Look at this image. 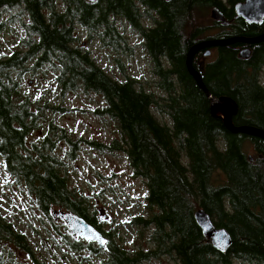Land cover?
Returning <instances> with one entry per match:
<instances>
[{
	"label": "trees",
	"instance_id": "trees-1",
	"mask_svg": "<svg viewBox=\"0 0 264 264\" xmlns=\"http://www.w3.org/2000/svg\"><path fill=\"white\" fill-rule=\"evenodd\" d=\"M239 1L243 0H63L59 8V0H0V33L7 24L5 9L22 7L29 17L22 20L25 36L20 44L24 50L0 55V156L8 172L51 221L50 233L60 236V242L72 251L100 250L95 242L64 234L54 221L56 207L82 216L107 238L103 264H142L162 256L176 259L178 264H234L236 259L264 264V139L234 133L221 117H215L211 99L187 66L195 44L208 39H241L213 47L215 55L206 61L202 78L214 97L235 101V127L264 131V84L259 78L264 69V41H244L263 35L264 22L251 24L236 18L234 6ZM214 7L229 24L214 20L218 31L208 34L213 25H201L200 18ZM120 18L142 37L164 96L139 84L121 62L126 78L114 79L79 45L76 25L105 46L131 51L119 29ZM144 20L152 24L148 26ZM243 48L251 49L248 59L239 55ZM202 54L199 51L194 56V67ZM28 62H34L31 68ZM44 66L57 72L64 93L84 90L105 99L106 105L95 111L116 123L119 137L110 145L86 142L100 150L126 153L135 176L144 180L148 217L135 221L153 227L151 248L130 252L120 246L103 229L96 212L89 211L84 195L71 186L58 142L69 145L67 156L73 160L84 139H74L68 130L48 120L44 111L45 107L61 112L65 108L41 106L19 88L23 72ZM153 107L169 122L159 121ZM44 126L46 130L35 135ZM250 145L254 156L247 153ZM199 209L231 234L233 243L227 252L216 249L204 235L195 218ZM0 243L31 251L25 232L3 218ZM37 263L44 264L40 259Z\"/></svg>",
	"mask_w": 264,
	"mask_h": 264
},
{
	"label": "rangeland",
	"instance_id": "rangeland-1",
	"mask_svg": "<svg viewBox=\"0 0 264 264\" xmlns=\"http://www.w3.org/2000/svg\"><path fill=\"white\" fill-rule=\"evenodd\" d=\"M62 2L63 0H59V8L63 7ZM4 15L7 24L5 30L0 33V55L9 56L16 50H24V45L20 44L25 36L22 20L28 21L29 17L22 7L7 8ZM212 21H214L212 9L200 18V24L205 27L212 26ZM117 22L132 48L131 51L119 52L113 47L105 46L100 39L89 37L83 27L76 25V31L81 36L79 45L89 50L98 65L114 79L121 81L126 78L119 64L121 62L128 74L139 84L144 85L150 92L164 96V92L157 86L160 78L154 72L150 58L145 53L142 37L123 19H117ZM144 23L148 26L152 24L150 20H144ZM209 29L208 34H215L218 31L214 25ZM214 55L215 52L205 57L206 61L211 60ZM33 63L28 62L27 67L31 68ZM56 74L52 66H44L35 71L27 69L19 77L18 82L21 92L29 94L41 106L47 104L65 108V111L61 112L45 107L44 111L48 120H53L54 124L68 130L74 139L85 140L79 142L81 147L76 159L73 160L67 156L69 145L64 141L58 142L61 158L66 160L65 166L71 186L84 195L83 199L90 206L89 211L96 212L103 229L111 232L113 239L120 246L130 252L140 248L144 250L151 248L153 227H145L135 221L138 217H148V189L144 180L135 176L126 153L100 150L86 142L96 140L110 145L113 139L119 137L116 123L110 117L99 115L95 111L106 105L105 99L100 94L84 90L64 93L57 83ZM259 78L264 84V69L261 70ZM153 113L159 121L169 122V118L155 107ZM44 130L45 126L37 130L35 135L41 134ZM248 148L247 153L254 156L253 146L250 145ZM56 208L54 209L59 210ZM0 218L12 223L17 231L25 232L35 256L44 264H103L106 254L96 243L100 250L98 253H91L88 250L76 253L60 242V236L50 233L51 221L38 209L26 189L8 172L1 156ZM54 221L64 234L70 236L69 227L62 219ZM52 235L56 237L57 243ZM59 244L61 245L58 246ZM83 257L87 258L82 259ZM0 264L38 263L27 251L13 243L4 245L0 243ZM142 264L178 263L176 259L162 256ZM234 264L249 263L236 259Z\"/></svg>",
	"mask_w": 264,
	"mask_h": 264
},
{
	"label": "water",
	"instance_id": "water-1",
	"mask_svg": "<svg viewBox=\"0 0 264 264\" xmlns=\"http://www.w3.org/2000/svg\"><path fill=\"white\" fill-rule=\"evenodd\" d=\"M94 2L95 0H89ZM237 17L245 19L248 23H263L264 22V0H245L236 4ZM212 18L217 21H221L223 25H227L224 14L219 8H212ZM241 41V39H229V40H219V39H208L203 40L190 49L187 58V66L190 73L196 79L199 86L207 93L211 99V109L215 117H221L226 125V127L234 132H245L248 134H253L264 139V131L258 130L251 127L237 128L233 124V116L237 113V105L235 101L229 97H214L205 87L203 82V75L200 70L193 66L194 56L202 50H205L204 55L210 56L212 53V48L215 46H225L235 41ZM247 43H257L264 41V34L258 37H253L252 39L244 40ZM239 55L241 58L248 59L251 55L250 48H243L240 50ZM223 105H227L228 115L225 119V114L220 110ZM235 111L231 113V109ZM252 159V157H251ZM55 219H62L64 223L69 227L68 234L74 239H85L88 241H95L99 248H107V238L102 235V233L94 227L92 224L87 222L82 216L75 212H65L62 208L55 210L53 212ZM195 218L197 223L202 228L205 236L212 240L213 246L221 252H227L232 243L231 234L225 228L217 227L212 217L204 210L199 209L195 213Z\"/></svg>",
	"mask_w": 264,
	"mask_h": 264
},
{
	"label": "flooded vegetation",
	"instance_id": "flooded-vegetation-1",
	"mask_svg": "<svg viewBox=\"0 0 264 264\" xmlns=\"http://www.w3.org/2000/svg\"><path fill=\"white\" fill-rule=\"evenodd\" d=\"M243 1H245V0H243ZM239 2H242V1H239ZM239 2H237V3H239ZM236 3V4H237ZM236 4H235V6H234V10H235V8H236ZM215 8V7H214ZM218 8V7H217ZM221 11V10H220ZM222 12V11H221ZM223 13V12H222ZM235 13H236V10H235ZM225 16V15H224ZM226 18V17H225ZM236 18H241V17H237V13H236ZM243 19V18H242ZM245 20V19H244ZM217 21V20H216ZM228 21V20H227ZM246 21V20H245ZM228 24H229V21H228ZM227 24V25H228ZM261 24V23H260ZM223 25V24H222ZM224 26H226V25H224ZM201 52H203V54L201 55V57H199V61H198V65H197V69L198 70H200L201 72H202V75H204L205 74V63H206V58L205 57H208V56H205L204 55V52H205V50H202ZM214 52V50H213V48H212V53ZM212 53H211V55H212ZM78 240H81V239H78ZM29 248H30V250L31 251H28V250H24V249H22V250H24V251H27L28 252V254L34 259V261L35 262H37V260H38V258L35 256V254H34V249H33V247L32 246H28Z\"/></svg>",
	"mask_w": 264,
	"mask_h": 264
},
{
	"label": "bare ground",
	"instance_id": "bare-ground-1",
	"mask_svg": "<svg viewBox=\"0 0 264 264\" xmlns=\"http://www.w3.org/2000/svg\"><path fill=\"white\" fill-rule=\"evenodd\" d=\"M220 110L225 114V119H227V115H228V109H227V105H223L222 108H220ZM235 110L232 108L231 109V113H233ZM71 237V236H70ZM72 238V237H71ZM74 239V238H72ZM81 240H85V239H82L80 238ZM74 240H78V239H74ZM85 241H88V240H85ZM88 242H91V241H88ZM92 242H95V241H92ZM96 243V242H95ZM107 243H108V240H107ZM97 244V243H96ZM98 245V244H97Z\"/></svg>",
	"mask_w": 264,
	"mask_h": 264
}]
</instances>
